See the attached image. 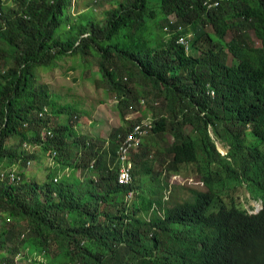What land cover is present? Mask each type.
I'll return each instance as SVG.
<instances>
[{"label": "trees", "instance_id": "1", "mask_svg": "<svg viewBox=\"0 0 264 264\" xmlns=\"http://www.w3.org/2000/svg\"><path fill=\"white\" fill-rule=\"evenodd\" d=\"M71 2L0 0V264H264V0H115L74 19ZM70 56L116 100L107 138L80 133L37 82ZM32 146L50 157L42 183L25 177ZM190 164L207 189L167 204L155 187ZM241 183L260 212L223 203Z\"/></svg>", "mask_w": 264, "mask_h": 264}, {"label": "rangeland", "instance_id": "2", "mask_svg": "<svg viewBox=\"0 0 264 264\" xmlns=\"http://www.w3.org/2000/svg\"><path fill=\"white\" fill-rule=\"evenodd\" d=\"M114 3H116L115 0H72L69 8V15L74 19L78 13L90 7L93 8L97 16H101L103 10L109 9ZM170 18L175 19L174 16ZM100 19L102 20V18ZM252 37L255 44L260 45V41L255 38L253 34ZM82 63L84 62L80 57L70 56L69 58H64L52 69L38 70L37 82L47 87L56 99L58 106L70 105L72 111L76 112L72 120L75 129L83 134L88 133L96 137L101 135L107 138L113 128H118L122 125V119L116 108V100L108 94L104 88L101 78H99V73L97 72V65L93 64L92 67L86 70ZM72 66H74L75 69H72ZM76 115L78 117L77 121H75ZM133 116V112L128 114V118H132ZM67 117V114L55 115L54 121L59 119L60 121L68 122ZM185 130L190 131L191 127L187 126ZM150 135L151 133L148 136ZM173 140V136L168 135L167 142H172ZM216 141L218 150L220 152H225L227 147H225L221 141ZM151 143L156 146L155 148H158L159 144H163L162 141L158 142L156 139H153ZM32 150L35 154L39 155L36 160H31V164L26 167L27 175H25V177L27 180L34 177L37 182L42 183L46 179V166L51 162L49 160L50 157L41 153L43 151L40 147L32 146ZM153 168L157 171L161 169L158 161L153 165ZM143 179L146 184H155L154 181L146 176H144ZM164 180L165 177L163 175L161 177V184L156 186L155 189L157 193L164 196V199L169 205L180 203L188 199L191 200L195 195L194 191H204L207 189L191 164L186 165L182 173L176 175L170 174L167 178L169 184L168 188L163 187ZM255 193L256 191L252 188H248L246 183H241L237 184L230 191L222 192L221 196L223 198V203L234 202L239 206L249 207L252 206L251 204L256 200L252 198L256 196ZM134 197L135 194L129 195V201L132 202ZM252 207L254 208V206ZM254 211H257V209ZM37 258L40 259L41 256L33 253L28 259L20 258V263L30 264L32 259Z\"/></svg>", "mask_w": 264, "mask_h": 264}, {"label": "built area", "instance_id": "3", "mask_svg": "<svg viewBox=\"0 0 264 264\" xmlns=\"http://www.w3.org/2000/svg\"><path fill=\"white\" fill-rule=\"evenodd\" d=\"M145 126V127H144ZM143 125H137L133 128V130L128 134L127 137H125V142L120 147V158L123 161V163L128 159L129 150L136 148L140 138L147 134L149 131V127L144 124ZM12 178H15L16 175L14 172L10 173ZM130 180H132V173H131V163L127 162V164H123L120 172H119V181L126 184Z\"/></svg>", "mask_w": 264, "mask_h": 264}, {"label": "clouds", "instance_id": "4", "mask_svg": "<svg viewBox=\"0 0 264 264\" xmlns=\"http://www.w3.org/2000/svg\"><path fill=\"white\" fill-rule=\"evenodd\" d=\"M215 4H217L218 3V1H215L214 2ZM217 142V141H216ZM227 147V150L225 151V152H221L222 153V155H226L227 154V152H228V150H229V148H228V146H226ZM176 175V174H175ZM177 177V176H176ZM203 183V182H202ZM248 187V186H247ZM248 188H251V187H248ZM253 190H255V189H253ZM256 191V190H255ZM255 197H252V198H254V199H256L255 200V202L254 203H256V204H254V203H252L251 205L252 206H254V208L252 207V206H249V207H244V208H246L247 209V211L250 213V214H256V213H258V212H260V210L263 208V202H262V199H260L257 195H258V192H256L255 193ZM259 200V201H258ZM253 208V209H252ZM255 209H257V211H254Z\"/></svg>", "mask_w": 264, "mask_h": 264}]
</instances>
